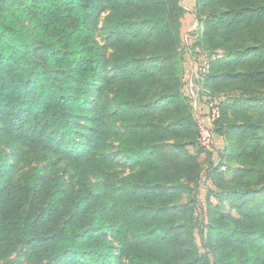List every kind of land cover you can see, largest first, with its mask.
Returning <instances> with one entry per match:
<instances>
[{
	"label": "trees",
	"instance_id": "trees-1",
	"mask_svg": "<svg viewBox=\"0 0 264 264\" xmlns=\"http://www.w3.org/2000/svg\"><path fill=\"white\" fill-rule=\"evenodd\" d=\"M195 8V46L222 53L204 74L203 95L219 100L213 130L233 140L212 172L226 183L234 166L239 190L210 208L214 259L195 234L199 156L211 152L184 91L182 0H0L5 145L44 137L80 175L78 189L44 165L14 179L0 147V258L24 246L35 264H122L119 253L129 264H264V0H196ZM105 11L103 45L93 21ZM108 50L113 75L103 76ZM111 148L132 172H106ZM91 173L104 175L107 196Z\"/></svg>",
	"mask_w": 264,
	"mask_h": 264
},
{
	"label": "rangeland",
	"instance_id": "rangeland-1",
	"mask_svg": "<svg viewBox=\"0 0 264 264\" xmlns=\"http://www.w3.org/2000/svg\"><path fill=\"white\" fill-rule=\"evenodd\" d=\"M182 4L186 9V13L182 18L181 28V54L183 64L185 67V93L191 97V102L196 114L200 120L207 113V104L203 95L206 90L204 84V74L199 70L198 65L207 60L208 57L198 50L195 46V41L201 32L202 25L196 16V0H182ZM108 11L103 12L98 19L93 21L94 34L96 38L105 45L107 42V35L104 28V23ZM26 30L31 37L34 38L33 26L28 22L24 23ZM112 50L106 53L107 65L103 76H112L113 70L110 67V54ZM97 96L93 93L90 101L96 100ZM95 113V111H93ZM104 117L110 118V114L103 112ZM86 122L82 123L85 127ZM86 137L85 144H89L92 140L93 133L89 127L84 129ZM207 137V130H204ZM12 134L9 130L4 128L0 122V147L4 148L11 164V175L17 179L24 171L30 169L34 165L46 166L47 173L50 177H63L66 179L67 185L70 189H78L80 186V175L78 171L68 162V160L61 158L53 152L52 146L46 138L42 137L34 145L15 143L12 148L5 145L7 139H11ZM203 141L208 142L209 152L211 156L207 157V152H201L199 160L201 163V174L198 180V187L196 193V210L195 217L197 219V228L195 229L196 240L202 253L208 254L211 259H214L213 245L211 241L212 222L209 214L210 208L222 205L223 201L233 192L239 191L237 186L232 182L231 170L234 166L231 165V170L224 174L226 183H220L217 174L212 172L213 165L219 163L223 157L228 153L229 143L233 140L227 141L223 136L217 134L212 135L210 140L207 138ZM116 145V143H115ZM193 153L199 149L198 146L189 148ZM104 153L110 156L114 165L106 172L111 175L123 176L132 172L133 165L127 162L121 155H119L115 148L108 149ZM50 158V160L45 159ZM89 179L96 191L102 195L107 196L110 191V186L105 180L104 175L97 173L89 174ZM192 196H190V199ZM186 200L182 198L179 201ZM227 209V207H224ZM235 213V212H234ZM236 214V213H235ZM121 258L122 264H129L128 258L121 253L118 254ZM7 261H13L15 264H35L29 262L26 258V248L18 246L12 249L5 257L0 258V264Z\"/></svg>",
	"mask_w": 264,
	"mask_h": 264
},
{
	"label": "built area",
	"instance_id": "built-area-1",
	"mask_svg": "<svg viewBox=\"0 0 264 264\" xmlns=\"http://www.w3.org/2000/svg\"><path fill=\"white\" fill-rule=\"evenodd\" d=\"M207 58V60L203 61L201 64L198 65L199 70L203 73H207L210 67V62L214 59H217L221 56V51L215 52L213 54H209L208 52H203ZM206 106H207V113L206 115L199 121V126L201 130V144L204 145L206 148H210L208 145V142L203 141V139L207 138V140H210V137L212 135H215L213 130L214 122L216 121L217 117L219 116L220 109H219V100L218 98H213L210 96H207L205 98ZM207 130V137L204 134V130Z\"/></svg>",
	"mask_w": 264,
	"mask_h": 264
}]
</instances>
